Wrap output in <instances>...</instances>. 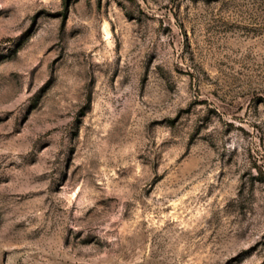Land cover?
<instances>
[{"label":"rangeland","instance_id":"rangeland-1","mask_svg":"<svg viewBox=\"0 0 264 264\" xmlns=\"http://www.w3.org/2000/svg\"><path fill=\"white\" fill-rule=\"evenodd\" d=\"M0 264H264V0H0Z\"/></svg>","mask_w":264,"mask_h":264}]
</instances>
